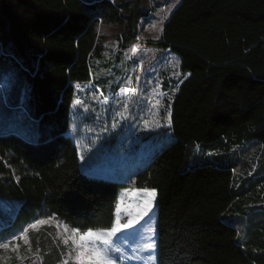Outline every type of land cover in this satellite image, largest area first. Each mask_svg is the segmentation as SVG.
<instances>
[{
    "label": "trees",
    "instance_id": "16d2710c",
    "mask_svg": "<svg viewBox=\"0 0 264 264\" xmlns=\"http://www.w3.org/2000/svg\"><path fill=\"white\" fill-rule=\"evenodd\" d=\"M139 1L0 0V45L25 76L36 131L33 142L0 135V195L20 202L14 226L56 218L95 231L116 220L129 185L84 174L67 133L73 86L90 81L101 54L100 28L119 27L122 50L135 44ZM147 45L178 57L188 75L171 105L172 143L130 184L156 190L157 264H264V226L238 235L246 194L264 174L249 186L235 179L230 152L264 145V0H180ZM193 145L216 154L194 156Z\"/></svg>",
    "mask_w": 264,
    "mask_h": 264
},
{
    "label": "rangeland",
    "instance_id": "374dc122",
    "mask_svg": "<svg viewBox=\"0 0 264 264\" xmlns=\"http://www.w3.org/2000/svg\"><path fill=\"white\" fill-rule=\"evenodd\" d=\"M179 2L140 0L137 8L142 18L136 43L125 50L116 40L119 27H101V54L90 60V81L73 86L74 100L81 104L73 106L72 102L67 134L76 146L83 172L129 185L118 193L121 221L128 218L126 211L135 214L144 200L142 189L131 187V179L173 141L169 131L171 105L188 75L181 72L178 57L147 43L159 40L164 22ZM0 51V135L14 134L33 142L36 131L29 118V86L20 68L5 57L1 45ZM190 152L203 159L216 154V150L200 145L191 146ZM230 152L239 158L235 179L249 186L264 174L263 144L243 141ZM246 197L247 216L238 231L241 238H250L255 228L264 226L258 225L264 221V181L254 184ZM19 206V200L0 195V237L8 238L3 243L10 245L0 247V264H73L72 228L56 218L44 219L37 228L30 227L36 221L14 226ZM155 209L156 198L149 215L113 237H119L125 249V256L114 264H157ZM149 237L154 249L142 254L132 250ZM150 254L154 259L147 258Z\"/></svg>",
    "mask_w": 264,
    "mask_h": 264
},
{
    "label": "snow or ice",
    "instance_id": "6c2138e0",
    "mask_svg": "<svg viewBox=\"0 0 264 264\" xmlns=\"http://www.w3.org/2000/svg\"><path fill=\"white\" fill-rule=\"evenodd\" d=\"M2 54V51H0ZM79 87V85H77ZM159 103V101H157ZM81 104L79 99L74 100V105ZM144 193V200L142 205H137L135 214L131 211H126L127 219L121 221L120 213L122 210V202L116 205V220L112 222L111 228L107 230H80L72 228V236L70 237L73 251L75 253L73 257V264H114V261L120 260L125 256V249L121 246V240L117 237L115 240L113 237L117 236L123 229L131 228L134 224L138 223L153 207V201L156 198L155 189H142ZM35 219V218H34ZM45 220L39 219L36 223L30 224V227L37 228L38 225H43ZM67 227V226H66ZM152 231V230H149ZM16 234L13 233V236ZM22 239L24 237H21ZM6 237H0V247L5 249L9 248V243H3L7 240ZM152 237L147 240H142L138 245L133 247L134 252L151 251L155 248V244L150 242ZM65 243H68L66 240ZM126 244L127 241L125 240ZM149 260L154 259L150 254L147 257ZM67 264V261L65 262Z\"/></svg>",
    "mask_w": 264,
    "mask_h": 264
},
{
    "label": "crops",
    "instance_id": "0c3cea01",
    "mask_svg": "<svg viewBox=\"0 0 264 264\" xmlns=\"http://www.w3.org/2000/svg\"><path fill=\"white\" fill-rule=\"evenodd\" d=\"M68 135V134H67ZM80 169H81V165H80ZM82 171V170H81ZM83 172V171H82ZM84 174H86V175H88V176H92V175H90V174H88V173H85V172H83ZM105 179H107V180H111V181H115V180H113V179H110V178H107V177H105ZM118 182V181H117ZM155 212H156V209H155Z\"/></svg>",
    "mask_w": 264,
    "mask_h": 264
}]
</instances>
